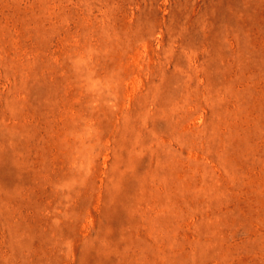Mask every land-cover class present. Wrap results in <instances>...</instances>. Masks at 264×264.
<instances>
[{
  "label": "rangeland",
  "instance_id": "obj_1",
  "mask_svg": "<svg viewBox=\"0 0 264 264\" xmlns=\"http://www.w3.org/2000/svg\"><path fill=\"white\" fill-rule=\"evenodd\" d=\"M0 264H264V0H0Z\"/></svg>",
  "mask_w": 264,
  "mask_h": 264
}]
</instances>
